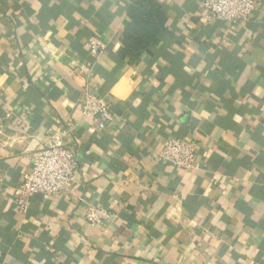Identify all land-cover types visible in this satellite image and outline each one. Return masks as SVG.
<instances>
[{
	"label": "crops",
	"instance_id": "0c3cea01",
	"mask_svg": "<svg viewBox=\"0 0 264 264\" xmlns=\"http://www.w3.org/2000/svg\"><path fill=\"white\" fill-rule=\"evenodd\" d=\"M137 1L0 0V264H264V0L235 27L201 0H156L159 44L133 61ZM85 93L111 125L83 114ZM69 127L71 193L20 212L33 154ZM174 137L196 143L195 170L158 159ZM89 207L111 216L91 224Z\"/></svg>",
	"mask_w": 264,
	"mask_h": 264
},
{
	"label": "built area",
	"instance_id": "2783aa9c",
	"mask_svg": "<svg viewBox=\"0 0 264 264\" xmlns=\"http://www.w3.org/2000/svg\"><path fill=\"white\" fill-rule=\"evenodd\" d=\"M207 20H217L237 26L247 22L256 11V0H201ZM89 52L98 56L102 47L94 39L88 42ZM83 114L104 127L115 121L109 103L96 94L85 93L81 100ZM77 143L73 128H63L50 136L46 146L33 154L31 171L16 191V204L20 212L27 208V201L34 196H68L78 169ZM197 145L179 138H170L158 159L173 166L178 172L188 173L197 168ZM106 209L89 207L86 219L100 225L110 218Z\"/></svg>",
	"mask_w": 264,
	"mask_h": 264
},
{
	"label": "trees",
	"instance_id": "16d2710c",
	"mask_svg": "<svg viewBox=\"0 0 264 264\" xmlns=\"http://www.w3.org/2000/svg\"><path fill=\"white\" fill-rule=\"evenodd\" d=\"M129 25L122 37V56L139 60L142 54L159 44V36L166 23V15L156 0H139L129 12Z\"/></svg>",
	"mask_w": 264,
	"mask_h": 264
}]
</instances>
